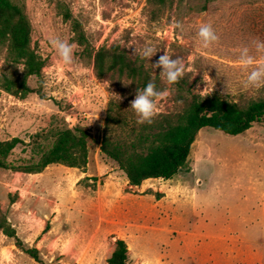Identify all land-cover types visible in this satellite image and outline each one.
<instances>
[{"label": "rangeland", "instance_id": "1", "mask_svg": "<svg viewBox=\"0 0 264 264\" xmlns=\"http://www.w3.org/2000/svg\"><path fill=\"white\" fill-rule=\"evenodd\" d=\"M10 1L28 20L31 48L43 62L40 76L26 80L31 93L20 97L0 88V140L31 141L10 159L29 158L33 147L48 149L59 131L74 126L90 138L81 169H0V217L24 249L38 252L35 261L0 230V264H107L118 239L127 245L128 264H264V216L249 218L235 232L213 215L214 224L205 228L211 218L206 211L238 214L249 199L264 207V120L237 136L201 129L183 170L170 180L130 186L100 143L111 99L138 121L129 102L140 87L116 75L98 78L95 71L97 53L119 46L143 64L157 89L170 90L157 114L180 112L190 94L217 93L240 105L264 100V85L243 86L251 69L239 65L237 51L248 46L257 61L264 60L252 47L254 40L264 41V0H173L160 8L147 0ZM202 23L219 37L208 48L197 36ZM57 37L78 45L71 65L51 47ZM7 47L0 43V77L16 78L22 68L7 62ZM146 47L157 52L151 60L138 54ZM164 52L186 66L172 85L151 67Z\"/></svg>", "mask_w": 264, "mask_h": 264}, {"label": "trees", "instance_id": "2", "mask_svg": "<svg viewBox=\"0 0 264 264\" xmlns=\"http://www.w3.org/2000/svg\"><path fill=\"white\" fill-rule=\"evenodd\" d=\"M172 1L147 0L149 5L159 8ZM30 31V24L21 8L10 0H0V43L8 42L7 62L22 68L16 78L2 74L0 88L20 97L32 92L26 80L39 77L43 67L42 60L31 48ZM95 71L98 78L116 75L140 88L151 80L143 64L132 60L119 46L97 53ZM129 114L130 111L119 100L109 101L100 152L117 165L130 186L137 187L150 179L170 180L183 170L201 129L237 136L264 120V100H250L240 105L217 93L208 96L190 94L180 112L156 114L150 124L133 121ZM89 138V133L81 127L67 128L56 134L48 149L37 151L33 147L32 155L19 161L10 159L13 151L18 146H28L31 141L26 144L16 137L0 140V169L26 174H38L52 164L81 169L87 164ZM0 230L13 238L30 258L38 261L37 250L24 249L3 217H0ZM107 264H128V248L123 240L115 241Z\"/></svg>", "mask_w": 264, "mask_h": 264}, {"label": "clouds", "instance_id": "3", "mask_svg": "<svg viewBox=\"0 0 264 264\" xmlns=\"http://www.w3.org/2000/svg\"><path fill=\"white\" fill-rule=\"evenodd\" d=\"M173 27L181 28L180 22H175ZM197 36L204 48L210 47L218 42L219 37L210 23H202L199 26ZM51 47L55 50L60 62L71 65L74 61V50L77 44L69 42L67 39L53 38L50 40ZM252 47L257 53H264V41L254 40ZM239 65L244 69H251L247 72L246 80L243 83L245 88H258L264 85V60L257 61L256 57L251 54L248 46L239 48ZM156 51L152 47H146L139 51V55L143 59L151 60ZM133 54H137L135 51ZM151 67L156 70L160 69L159 76L167 85L175 84L183 77L186 66L182 59H173L167 52H164L158 59L151 63ZM169 89H157L153 81H149L143 88H137L135 97L131 100L129 109L138 117V123H151L158 112V102L169 95ZM120 99V97H119Z\"/></svg>", "mask_w": 264, "mask_h": 264}, {"label": "crops", "instance_id": "4", "mask_svg": "<svg viewBox=\"0 0 264 264\" xmlns=\"http://www.w3.org/2000/svg\"><path fill=\"white\" fill-rule=\"evenodd\" d=\"M257 199V198H255ZM214 211L210 213L209 211H206L209 213V216L211 217L208 219V224L205 225V228L209 230V228L214 224L212 221V216L217 215L218 217H221L220 224L221 227L226 231L227 229H234L241 230L243 226H247L249 223V218H262L264 216V207H261L256 200L249 199V201H246V205L242 209L241 207L238 209V214H233L232 209L225 208L224 210L220 211L218 209H213ZM242 225V227H241Z\"/></svg>", "mask_w": 264, "mask_h": 264}]
</instances>
